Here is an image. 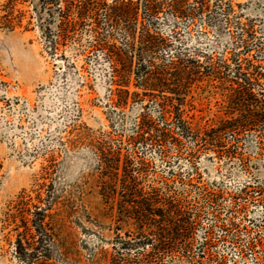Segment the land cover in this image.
<instances>
[{"label":"trees","instance_id":"obj_1","mask_svg":"<svg viewBox=\"0 0 264 264\" xmlns=\"http://www.w3.org/2000/svg\"><path fill=\"white\" fill-rule=\"evenodd\" d=\"M17 3L30 7V19L51 57L64 56L59 46L76 37L83 24L89 25L92 58L108 66L109 83L115 85L109 89L113 103L107 105L111 131L91 146L97 158L98 192L116 232L108 264H154L167 254L192 263V237L203 210L214 227L224 229V223L218 224L222 189L192 182V174H197L193 159L205 150L217 154L223 150L228 158L234 157L235 145L225 148L228 138L233 141L244 133L259 140L264 135V65L260 64L264 43L251 41L252 25L239 24L236 49L228 57L222 53L215 58L214 51L188 42L194 18L211 12L202 0H8L9 29L17 17L13 16ZM116 31L121 35L119 44ZM251 50L259 58H248ZM202 82L211 94L201 92ZM130 84L134 90H129ZM140 95L147 102L126 135L123 109ZM211 95L219 96L220 113L214 114L213 123L201 124V112ZM151 149L163 157L175 152L177 160H187L189 170L180 177L181 167L167 165L164 174L159 173L146 157ZM246 194L244 187L228 196L235 201ZM38 200L41 205L35 203L33 209L27 199L22 201L23 230L17 229L14 243L28 264L38 259L54 264L50 253L54 238L47 221L54 202ZM226 210L230 216L224 231L228 232L237 226L238 211ZM238 241L235 235L231 242ZM255 242L248 240L247 248L252 250ZM208 245L205 236L200 248Z\"/></svg>","mask_w":264,"mask_h":264},{"label":"rangeland","instance_id":"obj_2","mask_svg":"<svg viewBox=\"0 0 264 264\" xmlns=\"http://www.w3.org/2000/svg\"><path fill=\"white\" fill-rule=\"evenodd\" d=\"M7 1L0 0V264H28L14 241L17 229L23 230L22 201L27 199L33 209V204L41 205L38 197L54 202L47 219L54 238L52 263L108 264L116 232L110 228L112 218L98 192L97 158L91 146L111 131L107 105L113 103L109 89L115 85L109 83V68L92 58L89 25L83 24L76 37L59 46L64 56L51 57L26 3L16 4L13 16L17 17L9 29ZM202 1L211 12L194 18L189 43L214 51L215 58L222 53L228 57L236 49L239 24H251L255 36L251 41L264 43V0ZM162 28L167 30L166 25ZM115 37L119 44L120 33L116 31ZM249 53L248 58H259L256 50ZM67 63L69 67L59 69ZM202 83L201 92L211 94V88ZM134 89L130 84L129 90ZM146 102L147 97L140 95L123 109L126 135ZM219 103V96L211 95L201 112V124L215 121ZM237 137L228 138L225 147L235 145L234 157L228 158L223 150L220 154L205 150L193 159L197 174H192L194 184L222 189L218 224L224 223L227 229L226 209L231 208L238 211L236 228L227 232L214 227L212 217L203 210L192 237V263L178 262L175 255L167 254L154 264H264V135L259 140L244 133ZM176 156L173 151L164 157L156 149L146 151L159 173L179 166L181 177L189 164ZM244 187L246 195L230 199L229 193ZM235 235L236 243L231 242ZM205 236L209 245L201 249ZM248 240H256L252 250L247 248ZM34 264L45 263L38 259Z\"/></svg>","mask_w":264,"mask_h":264},{"label":"water","instance_id":"obj_3","mask_svg":"<svg viewBox=\"0 0 264 264\" xmlns=\"http://www.w3.org/2000/svg\"><path fill=\"white\" fill-rule=\"evenodd\" d=\"M58 66H60V64L58 63Z\"/></svg>","mask_w":264,"mask_h":264}]
</instances>
